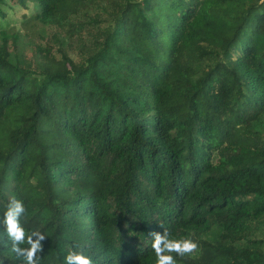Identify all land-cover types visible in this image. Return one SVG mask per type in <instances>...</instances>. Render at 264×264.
<instances>
[{
	"label": "trees",
	"instance_id": "obj_1",
	"mask_svg": "<svg viewBox=\"0 0 264 264\" xmlns=\"http://www.w3.org/2000/svg\"><path fill=\"white\" fill-rule=\"evenodd\" d=\"M13 196L39 264H155L160 224L198 244L177 264H264V0H0Z\"/></svg>",
	"mask_w": 264,
	"mask_h": 264
},
{
	"label": "clouds",
	"instance_id": "obj_2",
	"mask_svg": "<svg viewBox=\"0 0 264 264\" xmlns=\"http://www.w3.org/2000/svg\"><path fill=\"white\" fill-rule=\"evenodd\" d=\"M25 212L24 202L15 196L10 197L7 209L0 219V225H3L4 229L3 236H0V244L10 242L11 251L17 258H22L25 264H39L40 253L43 252L42 242L46 236L38 229L26 232L21 224V217ZM160 227L163 228L162 233L155 231L150 233L155 264H177L172 253L185 257L197 251L198 244L191 238H170L169 231L162 224ZM65 264H93V260L82 250H71L65 256Z\"/></svg>",
	"mask_w": 264,
	"mask_h": 264
},
{
	"label": "rangeland",
	"instance_id": "obj_3",
	"mask_svg": "<svg viewBox=\"0 0 264 264\" xmlns=\"http://www.w3.org/2000/svg\"><path fill=\"white\" fill-rule=\"evenodd\" d=\"M15 2V1H13ZM18 15L20 17L25 16V12H29V10L25 9H18ZM79 20H82V14H79L77 16ZM30 42H36V43H52V38L50 36V32L48 29L40 27L32 36H28ZM78 63L81 65L82 60L78 61Z\"/></svg>",
	"mask_w": 264,
	"mask_h": 264
}]
</instances>
